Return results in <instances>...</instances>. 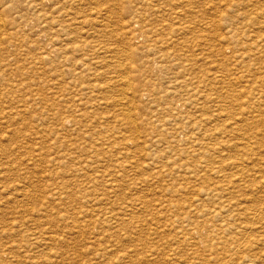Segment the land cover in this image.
I'll use <instances>...</instances> for the list:
<instances>
[{"label":"rangeland","instance_id":"rangeland-1","mask_svg":"<svg viewBox=\"0 0 264 264\" xmlns=\"http://www.w3.org/2000/svg\"><path fill=\"white\" fill-rule=\"evenodd\" d=\"M262 14L264 0H0V264H264Z\"/></svg>","mask_w":264,"mask_h":264},{"label":"bare ground","instance_id":"bare-ground-1","mask_svg":"<svg viewBox=\"0 0 264 264\" xmlns=\"http://www.w3.org/2000/svg\"><path fill=\"white\" fill-rule=\"evenodd\" d=\"M77 1H78V0H77ZM201 1H202V0H201ZM147 2H148V1H147ZM178 2H179V1H178ZM182 2H183V1H182ZM182 2H181V3H182ZM184 2H185V1H184ZM184 2H183V3H184ZM179 3H180V2H179ZM160 4H161V3H160ZM219 4H220V3H219ZM239 4H240V3H239ZM213 5H214V4H213ZM65 6H66V5H65ZM63 7H64V6H63ZM157 7H158V6H157ZM245 8H246V7H245ZM152 9H153V7H152ZM68 10H70V9H68ZM219 12H220V11H219ZM179 13H180V12H179ZM261 13H262V12H261ZM90 14H91V13H90ZM56 15H57V14H56ZM262 15H263V14H262ZM68 16H69V15H68ZM137 16H138V15H137ZM139 16H140V15H139ZM180 16H181V15H180ZM263 16H264V15H263ZM134 18H135V16H134ZM152 18H153V17H152ZM57 19H58V18H57ZM137 19H138V18H137ZM137 19H136V21L139 20V19H138V20H137ZM263 19H264V18H263ZM252 20H253V19H252ZM250 21H251V20H250ZM250 21H249V23H250ZM131 22H132V21H131ZM152 22H153V21H152ZM255 22H256V21H255ZM257 22H258V21H257ZM132 23H133V22H132ZM167 23H168V22H167ZM249 23H248V25H249ZM260 23H261V22H260ZM260 23H259V25H260ZM1 24H2V23H1ZM251 24H252V23H251ZM251 24H250V25H251ZM262 24H263V23H262ZM131 25H132V24H131ZM190 25H191V24H190ZM245 25H246V24H245ZM254 25H256V24L254 23ZM254 25H253V26H254ZM257 25H258V24H257ZM251 26H252V25H251ZM251 26H250V28H251ZM253 26H252V27H253ZM132 27H133V26H132ZM137 27H138V26H137ZM210 27H211V26H210ZM242 27H243V26H242ZM244 27H245V26H244ZM256 27H257V26H256ZM260 27H262V26H260ZM260 27L258 26V28H260ZM230 28H231V26H230ZM233 28H234V27H233ZM245 28H246V27H245ZM250 28H249V29H250ZM254 28H255V27H254ZM262 28H263V27H262ZM262 28H260V29H262ZM234 29H235V28H234ZM234 29H232V31H233ZM117 30H118V29H117ZM247 30H248V29H247ZM230 31H231V30H230ZM239 32H240L239 29H236L234 35H230V34H228V35L231 36V39H232V40H235V39H236V40H235V41L237 42V43H235L236 45L240 42V39H241V38L239 37V36H240V35H239ZM253 32H254V31H253ZM232 33H233V32H232ZM240 34H241V33H240ZM242 34H243V33H242ZM238 35H239V36H238ZM170 36H171V35H170ZM237 36H238V38H236ZM227 37H229V36H227ZM242 37H244V35H243ZM256 37H257V36H256ZM256 37H255V38H256ZM92 38H93V37H92ZM155 38H156V37H155ZM177 38H178V37H177ZM198 38H199V37H198ZM225 38H226V37H225ZM244 38H245V37H244ZM261 38H262V36H261ZM167 40H168V39H167ZM242 40H243V39H242ZM248 40H249V39H248ZM248 40H247V41H248ZM256 40H257V39H256ZM261 40H263V39H261ZM225 41H226V39H225ZM225 41H224V42H225ZM235 41H234V42H235ZM249 41H250V40H249ZM132 42H133V41H132ZM134 42H135V41H134ZM176 42H177V41H176ZM227 42H229V41H227ZM250 42H251V41H250ZM254 42H255V41H254ZM248 43H249V42H248ZM248 43L246 44V43H242V42H240L241 45L244 44V47L246 46L247 48H249V45H250V44L248 45ZM256 43H257V42H256ZM229 44H230V43H229ZM229 44H228V45H229ZM240 44H238V45H240ZM198 45H199V44H198ZM205 45H206V44H205ZM236 45H235V46H236ZM254 45H256V44H254ZM257 45H259V44H257ZM98 46H99V45H98ZM203 46H204V45H203ZM233 46H234V45H233ZM242 46H243V45H242ZM251 46H252V45H251ZM261 46H262V45H261ZM209 47H210V46H209ZM228 47H230V46H228ZM236 47H237V46H236ZM246 47H245V48H246ZM257 47H258V46H257ZM259 47H260V46H259ZM223 48H224V47H223ZM238 48H239V47H238ZM253 48H254V46H253ZM141 49H142V48H141ZM164 49H165V48H164ZM211 49H212V48H211ZM232 49H235V47L232 48ZM261 49L263 50L264 48H261ZM261 49H260V50H261ZM139 50H140V49H139ZM165 50H166V49H165ZM167 50H168V49H167ZM236 50H237V49H236ZM249 50H250V49H249ZM121 51H122V50H121ZM148 51H149V50H148ZM210 51H211V50H210ZM231 51H232V50H231ZM251 51H252V50H251ZM251 51H250V52H251ZM253 51H254V50H253ZM253 51H252V52H253ZM255 51H256V50H255ZM258 51H259V48H258ZM233 52H234V53H233ZM233 52H232V53L234 54V56L231 55V56L233 57L232 60H234V57H236V58L238 59V60H236V61H239L240 59H241L240 61H242V59H243L244 56H245V53H238V52H240V51H237V52L233 51ZM261 52H262V51H261ZM73 53H74V52H73ZM259 53H260V51H259ZM201 54H202V53H201ZM247 54H248V53H247ZM256 54H257V51H256ZM261 54H262V53H261ZM52 55H53V54H52ZM61 55H62V54H61ZM104 55H105V54H104ZM254 55H255V54H254ZM257 55H258V54H257ZM262 55H263V54H262ZM171 56H172V55H171ZM251 56H252V55H251ZM258 56H259V55H258ZM258 56H257V57H258ZM57 57H58V56H57ZM132 57H133V56H132ZM232 57H231V58H232ZM248 57H249V55H248ZM253 57H256V56H253ZM133 58H134V57H133ZM215 58H216V57H215ZM246 58H247V57H246ZM225 59H226V58H225ZM251 59H252V58H251ZM253 59H254V58H253ZM261 59H262V57H261ZM261 59H260V60H261ZM263 59H264V57H263ZM248 60H250V58H249ZM254 60H256V58H255ZM260 60H258V61H260ZM135 61H136V60H135ZM183 61H184V60H183ZM186 61H187V60H186ZM196 61H197V60H196ZM206 61H207V60H206ZM245 61H246V60H245ZM251 61H252V60H251ZM263 61H264V60H263ZM153 62H154V61H153ZM184 63H185V62H184ZM240 63H241V62H240ZM242 63H243V61H242ZM245 63H248V62L246 61ZM249 63H251V62H249ZM126 64H127V63H126ZM238 64H239V63H238ZM260 64L262 65V63H260ZM263 64H264V63H263ZM130 65H131V64H130ZM239 65H241V64H239ZM239 65H238V66H239ZM246 65H247V64H246ZM261 65H260V66H261ZM103 66H104V65H103ZM235 66H236V65H235ZM243 66H244V65H243ZM137 67H138V66H137ZM229 67H230V66H229ZM213 68H214V67H213ZM101 69H102V68H101ZM225 69H226V68H225ZM245 69H246V68H245ZM260 69H261V68H260ZM249 71H250V70H249ZM243 72H244V71H243ZM254 72H255V71H254ZM247 73H248V72H247ZM240 74H241V73H240ZM245 74H246V73H245ZM238 75H239V74H238ZM246 75H247V74H246ZM248 75H250V74H248ZM248 75H247V77H250V76H248ZM257 75H259V74H257ZM102 76H103V75H102ZM216 76H217V75H216ZM219 76H220V75H219ZM129 77H130V76H129ZM233 77H234V76H233ZM241 77H243V75H242ZM251 77H252V76H251ZM263 77H264V76H263ZM92 78H93V77H92ZM235 78L241 80V82H242V78H240V77H238V78L235 77ZM245 78H246V77H245ZM245 78H243V79L245 80ZM106 79H107V78H106ZM120 79H121V78H120ZM129 79H130V78H129ZM232 79H233V78H232ZM236 79H235V81H236ZM246 79H247V78H246ZM258 79H261V78L258 77ZM87 80H88V79H87ZM121 80H122V79H121ZM139 80H140V79H139ZM183 80H184V78H183ZM192 80H193V79H192ZM230 80H231V79H230ZM127 81H128V80H127ZM247 81H248V80H247ZM257 81H258V80H257ZM176 82H177V81H176ZM184 82H185V81H184ZM192 82H193V81H192ZM196 82H197V81H196ZM229 82H230V81H229ZM233 82H234V81H233ZM236 82H238V81H236ZM243 82H244V81H243ZM115 83H116V82H115ZM198 83H199V82H198ZM254 83H255V82H254ZM256 83H257V82H256ZM238 84H239V82H238ZM125 85H126V84H125ZM125 85H124V88H125ZM169 85H170V84H169ZM180 85H181V84H180ZM193 85H194V84H193ZM232 85H233V84H232ZM255 85H256V84H254V86H255ZM258 85H260V86H261V85H264V79H261V80L259 81V84H258ZM127 86H128V85H127ZM211 86H212V85H211ZM119 87H120V86H119ZM180 87H181V86H180ZM180 87H179V88H180ZM191 87H192V86H191ZM143 88H144V87H143ZM145 88H146V87H145ZM199 88H200V87H199ZM238 89H239V88H238ZM250 89H251V88H250ZM250 89H249V91H250ZM259 89H260V88H259ZM66 90H67V89H66ZM71 90H72V89H71ZM119 90H120V89H119ZM252 90H253V89H252ZM256 90H258V89H256ZM256 90H255V92H256ZM97 91H98V90H97ZM115 91H116V90H115ZM107 92H108V91H107ZM117 92H118V91H117ZM251 92H253V91H251ZM259 92H260V91H259ZM59 93H60V92H59ZM120 93H121V91H120ZM190 93H191V92H190ZM247 93H249V92L247 91ZM247 93H246V94H247ZM257 93H258V92H257ZM261 93H262V92H260V95H261ZM39 94H40V93H39ZM103 94H104V93H103ZM156 94H157V93H156ZM185 94H186V93H185ZM188 94H189V93H188ZM250 94H251V93H250ZM252 94H253V93H252ZM258 94H259V93H258ZM190 95H191V94H190ZM217 95H218V94H217ZM256 95H257V94H256ZM262 95H264V94H262ZM262 95H261L260 97H258L259 100H260V98L262 97ZM66 96H67V95H66ZM191 96H193V97H192L193 99H197L196 96H194V94H192ZM244 96H245V95H244ZM258 96H259V95H258ZM76 97H77V95H76ZM151 97H152V96H151ZM151 97H150V98H151ZM194 97H195V98H194ZM226 97H228V96H226ZM249 97H252V96H249ZM254 97H255V96H254ZM254 97H253V98H254ZM162 98H163V97H162ZM233 98H235V96H234ZM233 98H232V99H233ZM237 98H238V97H237ZM129 99H130V98H129ZM137 99H138V98H137ZM221 100H222V99H221ZM234 100H236V99H234ZM251 100H252V99H250V102H251ZM253 100H254V99H253ZM259 100H258V101H259ZM126 101H127L126 97L124 96L123 93H121V97H119V99L117 100V103H116V104L120 107L119 110L124 111V113H125V110H126V109L128 110V105H129V104H128L129 102H126ZM155 101H156V100H155ZM179 101H180V100H179ZM183 101H184V100H183ZM239 101H240V100H239ZM247 101L249 102V100H247ZM256 101H257V100H256ZM256 101H255V102H256ZM262 101H263V100H262ZM230 102H231V101L229 100V103H230ZM248 102H247V103H248ZM253 102H254V101H253ZM65 103H66V102H65ZM113 103H114V102H113ZM183 103H184V102H183ZM258 103H259V102H258ZM260 103H261V101H260ZM150 104H151V103H150ZM238 104H239V102H238ZM253 104H254V103H253ZM255 104H257V103H255ZM261 104H263V103H261ZM261 104H260V105H261ZM185 105H186V104H185ZM188 105H189V104H188ZM246 105H247V104H246ZM260 105H259V106H260ZM166 107H167V106H166ZM166 107H165V108H166ZM203 107H204V106H203ZM216 107H217V106H216ZM21 108H22V107H21ZM131 108H132V107H131ZM157 108H158V106H157ZM193 108H194V107H193ZM223 108H224V107H223ZM18 109H19V108H18ZM117 109H118V108H117ZM155 109H156V108H155ZM182 109H183V107H182ZM191 109H192V108H191ZM242 109H243V107H242ZM242 109H241V110H242ZM127 110H126V111H127ZM218 110H219V109H218ZM231 110H232V109H231ZM19 111H20V110H19ZM221 111H222V110H221ZM127 112H129V111H127ZM127 112H126V113H127ZM238 112H240V111H238ZM238 112H235V113H238ZM243 112H245V110H243ZM243 112H242V113H243ZM121 113H122V112H121ZM124 113H123V116H124ZM242 113H241V114H242ZM247 113H248V112H247ZM247 113H245V114H247ZM227 114H228V113H227ZM241 114H240V115H241ZM245 114H244V115H245ZM178 115H179V114H178ZM253 115H254V114H253ZM20 116H21V115H20ZM125 116H126L125 118L128 119L129 114H126ZM220 116H221V115H220ZM220 116H219V117H220ZM235 116H236V115H235ZM251 116H252V114H251ZM180 117H181V116H180ZM222 117H223V116H222ZM233 117H234V115H233ZM236 117H237V116H236ZM236 117H234V118H236ZM240 117H241V119H242L243 116H240ZM244 117H245V116H244ZM237 118H239V117H237ZM245 118H246V117H245ZM245 118H244V120H245ZM249 118H250V116H249ZM257 118H258V117H257ZM219 119H220V118H219ZM221 119H222V118H221ZM252 119H253V118H252ZM252 119H251V120H252ZM259 119H260V116H259ZM129 120H130V119H129ZM129 120H128V121H129ZM185 120H186V119H185ZM185 120H184V121H185ZM209 120H210V119H209ZM212 120H213V118H212ZM214 120H215V119H214ZM237 120H238V119H237ZM237 120L235 119L234 121H237ZM242 120H243V119H242ZM253 120H254V119H253ZM260 120H261V119H260ZM205 121H208V120H205ZM240 121H241V120H240ZM187 122H188V121H187ZM192 122H193V121H192ZM217 122H218V121H217ZM237 122H238V121H237ZM237 122H236V123H237ZM242 122H243V121H241V123H242ZM130 123H131V122H130ZM205 123H206V122H205ZM241 123H240V124H241ZM69 124H70V123H69ZM158 124H159V123H158ZM237 124H238V123H237ZM242 124H243V123H242ZM242 124H241V125H242ZM132 125H133V124H132ZM225 125H226V124H225ZM241 125H240V126H241ZM175 126H177V125H175ZM192 126H193V125H192ZM215 126H216V125H215ZM223 127H224V126H223V124H222V128H223ZM229 127H230V126H229ZM241 127H244V126H241ZM245 127H246V125H245ZM135 128H136V127H135ZM217 128H218V127H217ZM238 128H239V127H238ZM130 129H131V128H130ZM192 129H193V128H192ZM229 129H230V128H229ZM235 129H236V127H235ZM161 130H162V129H161ZM215 130H216V129H215ZM223 130H224V128H223ZM233 130H234V128H233ZM236 130H237V129H236ZM243 130H244V129H243ZM186 131H187V130H186ZM216 131H217V130H216ZM219 131H220V130H219ZM219 131H218V132H219ZM231 131H232V130H231ZM238 131H239V130H238ZM52 132H53V131H52ZM214 132H215V131H214ZM235 132H236V131H235ZM37 133H38V132H37ZM37 133H36V134H37ZM181 133H182V132H181ZM205 133H206V132H205ZM216 133H217V132H216ZM231 133H232V132H231ZM233 133H234V132H233ZM234 134H236V133H234ZM210 135H211V134H210ZM210 135H209V136H210ZM223 135H224V134H223ZM231 135H232V134H231ZM113 136H114V135H113ZM233 136H234V135H233ZM236 136H238V135H236ZM219 137H220V136H219ZM219 137H218V138H219ZM241 137H242V140H243V137H244V136H241ZM248 137H250V136H248ZM25 138H26V137H25ZM194 138H195V137H194ZM194 138H193V139H194ZM208 138H209V137H208ZM218 138H217V141H218ZM193 139H192V142H191V143L194 144ZM210 139H212V138L210 137ZM213 139H215V138H213ZM108 140H109V139H108ZM207 140H209V139H207ZM219 140H220V139H219ZM240 140H241V139H240ZM242 140H241V141H242ZM245 140H246L247 142H249V140H247V139H245ZM245 140H244V141H245ZM250 140H252V139H250ZM120 141H121V140H120ZM152 141H153V140H152ZM188 141H191V140L189 139V137H188ZM196 141H197V140H196ZM196 141H195V142H196ZM209 141H210V140H209ZM211 141H212V140H211ZM226 141L228 142L227 139H226ZM226 141L224 142V143H225L224 145H229V144L231 145V143H229V142H228L229 144H226ZM244 141H242V143H243ZM221 142H222V141H221ZM231 142H232V141H231ZM252 142H253V141H252ZM196 143H197V142H196ZM206 143H207V142H206ZM214 143H215V141H214ZM222 143H223V142H222ZM222 143L219 144V145L222 146ZM236 143H237V142H236ZM238 143H239V141H238ZM242 143L240 142V144H242ZM113 144H114V143H113ZM178 144H179V142H178ZM197 144H198V143H197ZM197 144H195V146H196ZM207 144H208V143H207ZM207 144H206V145H207ZM209 144H210V143H209ZM211 144H212V143H211ZM232 144H233V143H232ZM254 144H255V143H254ZM254 144H253V145H254ZM159 145H160V144H159ZM219 145H217V146H218V149H219ZM233 145H234V148H235L236 151H237V150H241L243 153L246 152L245 150H247V147H248V144H246V143H245L244 145L242 144L243 146L240 145V146H242V148H240V147L237 148L238 145H236V144H233ZM233 145H232V146H233ZM235 145H236V146H235ZM251 145H252V143H251ZM191 146H192V145H191ZM195 146H194V147H195ZM199 146H200V145H199ZM199 146H197V147H199ZM203 146H204V145H203ZM208 146H209V145H208ZM211 146H212V145H211ZM217 146H216V147H217ZM255 146H256V145H255ZM212 147H213V146H212ZM227 147H228V146H227ZM128 148H129V147H128ZM200 148H201V147H200ZM203 148H204V147H203ZM210 148H211V147H209L208 149L211 151L212 149H210ZM220 148H221V147H220ZM230 148H231V146H230ZM234 148H233V149H234ZM254 148H255V147H254ZM256 148H257V147H256ZM167 149H168V148H167ZM196 149H198V148H196ZM205 149H207V147H206ZM215 149H216V148H215ZM215 149H214V150H215ZM227 149H228V148H227ZM202 150H203V149L201 148V151H202ZM220 150H222V149H220ZM220 150H219V151H220ZM225 150H226V149H225ZM235 150H234V152H235ZM38 151H39V150H38ZM201 151H200V154H201ZM203 151H204V150H203ZM206 151H207V150H206ZM215 151H216V150H215ZM230 151H231V150H230ZM241 151H240V152H241ZM256 151H257V150H256ZM197 152H198V151H197ZM222 152H223V150H222ZM228 152H229V151H228ZM234 152H232V154H234ZM254 152H255V151H253V153H254ZM194 153L196 154V151H194ZM204 153H205V152H204ZM208 153H209V152H208ZM211 153H212V152H211ZM235 153H236V152H235ZM250 153H251V152H250ZM250 153H249V154H250ZM165 154H166V153H165ZM200 154H199V155H200ZM205 154H206V153H205ZM213 154H215V153L213 152ZM216 154H220V152H219V153L217 152ZM229 154H231V152H229ZM240 154H241V153H240ZM249 154H248V155H249ZM209 155H210V153H209ZM237 155H239V154H237ZM237 155H236V156L234 155L235 157L233 156V158H236ZM243 155H246V153H244ZM243 155H242V157H243ZM248 155H247V156H248ZM250 155H251V154H250ZM252 155H253V154H252ZM254 155H255V154H254ZM202 156H204V154H202ZM202 156H201V157H202ZM51 157H52V156H51ZM194 157H195V156H194ZM204 157H205V156H204ZM207 157H208V156H207ZM210 157H211V156H210ZM219 157H221V155H220ZM231 157H232V156L230 155V158H231ZM238 157H239V156H238ZM242 157L240 156L239 158L241 159ZM252 157H253V156H252ZM252 157H251L250 159H252ZM202 158H203V157H202ZM233 158H232V159H233ZM248 158H249V156H248ZM248 158L246 157V160H247ZM207 159H208V158H207ZM212 159H213V158H211V161H212ZM221 159H222V158H221ZM232 159H231V160H232ZM261 159H262V158H261ZM205 160H206V159H205ZM205 160H204V161H205ZM219 160H220V159H219ZM219 160H217V161L219 162ZM226 160H228V159H226ZM237 160H238V159H237ZM201 161H202V160H201ZM211 161H210V163H211ZM220 161H222V160H220ZM243 161H244V160H243ZM260 161H261V160H260ZM262 161H263V160H262ZM82 162H83V161H82ZM198 162H199V161H198ZM202 162H203V161H202ZM202 162H201V164H202ZM232 162H233V161H232ZM240 162H241V161H240ZM246 162L248 163V161H246ZM149 163H150V162H149ZM158 163H159V162H158ZM219 163H220V162H219ZM223 163H225L224 160H223ZM223 163H222V164H223ZM229 163H230V162H229ZM229 163H228V166L230 165ZM242 163H244V162H242ZM247 163H246V164H247ZM84 164H85V163H84ZM205 164H206V163H205ZM212 164L215 165L216 162L214 163V161H213ZM217 164H218V163H217ZM222 164H219V165H222ZM226 164H227V162H226ZM233 164H234L235 169H238L239 166L241 167L242 165H244V164H241V163H236V164L233 163ZM135 165H136V164H135ZM202 165H203V164H202ZM208 165H209V164H208ZM214 165H211V164H210L211 167L214 166ZM263 165H264V163H263ZM137 166H139V165H137ZM155 166H156V165H155ZM196 166H197V165H196ZM196 166H195V167H196ZM198 166H199V165H198ZM216 166H217V165H216ZM222 166H223V165H222ZM231 166H232V165H231ZM56 167H57V166H56ZM135 167H136V166H135ZM208 167H209V166H208ZM214 167H215V166H214ZM224 167H226V166H224ZM229 167H230V166H229ZM246 167H247V166H246ZM246 167H244V168L246 169ZM112 168H113V167H112ZM202 168H203V167H202ZM217 168H218V167H217ZM230 168L233 169L232 167H230ZM244 168H243V169H244ZM115 169H116V168H115ZM121 169H122V168H121ZM200 169H201V168H200ZM205 169H207V168H205ZM210 169H211V171H212V168H209V170H210ZM218 169H219V168H218ZM221 169H223V168H221ZM231 169H230V171H232ZM57 170H59V169H57ZM202 170H203V169H202ZM202 170H201V171H202ZM215 170H216V169H214V171H215ZM233 170H234V169H233ZM241 170H242V169H241ZM104 171H105V170H104ZM138 171H139V170H138ZM207 171H208V170H207ZM214 171H213V172H214ZM216 171H217V170H216ZM219 171H220V170H219ZM225 171H226V170H225ZM227 171H228V169H227ZM257 171H258V170H257ZM188 172H189V171H188ZM188 172H187V173H188ZM190 172H191V171H190ZM203 172H204V171H203ZM235 172L237 173V171H235ZM235 172H233V174H234ZM241 172H242V171H241ZM241 172H240V176H241ZM243 172H244V171H243ZM246 172H247V170H246ZM253 172H254V171H253ZM80 173H81V172H80ZM187 173H186V174H187ZM204 173H205V172H204ZM206 173H207V172H206ZM215 173H216V172H215ZM218 173L221 174L220 172H218ZM222 173H223V171H222ZM236 173H235V174H236ZM249 173H250V172H249ZM249 173H248V174H249ZM255 173H256V172H255ZM111 174H112V173H111ZM190 174H192V172H191ZM193 174H194V173H193ZM211 174H212V173H211ZM242 174H244V173H242ZM245 174H247V173H245ZM245 174H244V175H245ZM253 174H254V173H253ZM97 175H98V174H97ZM205 175H206V174H205ZM208 175H210V173H208ZM212 175H214V174H212ZM216 175H217V174H216ZM244 175H242V177H243ZM256 175H257V174H256ZM258 175H259V173H258ZM110 176H111V175H110ZM184 176H185V175H184ZM195 176H196V175H195ZM218 176H219V175H218ZM222 176H223V175H222ZM222 176H221V177H222ZM233 176H234V175H233ZM235 176H238V175H235ZM188 177H189V176H188ZM202 177H204V176H202ZM210 177H211V176H210ZM215 177H216V176H215ZM229 177H230V176H229ZM246 177H247V176H246ZM251 177H252V176H251ZM255 177H256V176H255ZM255 177H253V178L255 179ZM62 178H63V177H62ZM95 178H96V177H95ZM95 178H94V179H95ZM171 178H172V177H171ZM183 178H184V177H183ZM194 178H195V177L193 176V179H194ZM197 178H199V177H197ZM197 178H196V179H197ZM205 178H206V177H205ZM216 178H217V177H216ZM234 178H235V177H234ZM234 178H233L232 180H236V179H238L237 177H236V179H234ZM243 178H245V176H244ZM94 179H93V180H94ZM148 179H149V178H148ZM151 179H152V178H151ZM186 179H187V178H186ZM200 179H201V178H200ZM200 179H198V180H200ZM208 179H210V178H208ZM222 179L224 180V177H223ZM228 179H229V178H228ZM228 179L226 178V180H228ZM230 179H231V178H230ZM230 179H229V182H230V181L232 182V180H230ZM240 179H241V177H240ZM257 179H258V177H257ZM259 179H260V177H259ZM259 179H258V180H259ZM85 180H86V179H85ZM96 180H97V179H96ZM105 180H107V179H105ZM194 180H195V179H194ZM203 180H204V179H203ZM203 180H202V182H203ZM211 180H212V179H211ZM215 180H216V179H215ZM241 180H242V179H241ZM138 181H139V180H138ZM213 181H214V180H213ZM213 181H212V182H213ZM219 181H220V180H219ZM248 181H249V180H248ZM84 182H85V181H84ZM186 182H187V180H186ZM190 182H192V181H190ZM204 182L206 183L205 180H204ZM210 182H211V181H210ZM212 182H211V183H212ZM227 182H228V181H227ZM229 182H228V183H229ZM234 182H235V181H234ZM243 182H244V180H243ZM249 182H250V181H249ZM249 182H246V183H249ZM261 182H262V181H261ZM95 183H96V182H95ZM98 183H99V182H98ZM129 183H130V182H129ZM139 183H140V182H139ZM194 183H195V182H194ZM198 183H200V182H198ZM205 183H204V184H205ZM215 183H216V182L214 181V184H215ZM219 183H220V182H219ZM219 183H217V185H220ZM222 183H223V182H222ZM225 183H226V182H225ZM228 183H226V184H228ZM232 183H233V182H232ZM235 183H236V182H235ZM235 183H233V184H235ZM233 184H231V185L233 186ZM244 184H245V183H244ZM112 185H113V184H112ZM118 185H119V184H118ZM133 185H134V184H133ZM199 185H201V184H199ZM199 185H198V186H199ZM221 185H223V187L225 186V184H221ZM235 185H236V184H235ZM241 185H242V184H241ZM245 185H246V184H245ZM90 186H91V185H90ZM101 186H102V185H101ZM211 186H212V184H210V189H212ZM246 186H247V185H246ZM258 186H259V185H258ZM213 187H214V189H215V187H218V186H213ZM228 187H229V186H228ZM233 187H234V186H233ZM236 187L238 188V186H236ZM253 187H254V186H253ZM259 187H260V186H259ZM58 188H59V187H58ZM206 188H207V186H206ZM219 188H220V187H219ZM219 188H218V190H219ZM224 188H225V187H224ZM226 188H227V187H226ZM226 188H225V190H227ZM230 188H231V187H230ZM240 188H242V187H240ZM248 188H249V190H250V188H251L250 184L248 185ZM248 188L246 187V190H247ZM255 188H257V187H255ZM131 189H132V188H131ZM201 189H202V188H201ZM207 189H208V188H207ZM238 189H239V188H238ZM252 189L254 190V188H252ZM60 190H61V189H60ZM62 190H64V188H62ZM192 190H193V189H192ZM199 190H200V189H199ZM202 190H203V189H202ZM205 190H206V189H204L203 191H205ZM208 190H209V189H208ZM220 190H221V189H220ZM229 190H230V192H232V191H231L232 188L229 189ZM240 190H241V189H240ZM242 190H243V189H242ZM244 190H245V189H244ZM57 191H58V189H57ZM206 191H207V190H206ZM206 191H205V193H206ZM211 191H212V190H211ZM227 191H228V190H227ZM227 191H226V192H227ZM238 191H239V190H238ZM250 191H251V190H250ZM255 191H256V189H255ZM197 192H198V191H197ZM209 192H210V191H209ZM217 192L220 193L221 191H217ZM217 192H216V193H217ZM234 192H235V191H234ZM239 192H241V191H239ZM256 192H257V191H256ZM213 193L215 194V191H214ZM222 193H223V191H222ZM222 193H220V195H222ZM61 194H62V193H61ZM203 194H204V193H203ZM206 194H207V193H206ZM211 194H212V192H211ZM211 194H210V195H211ZM217 194H218V193H217ZM87 195H88V193H87ZM200 195H201V194H200ZM204 195H205V194H204ZM227 195H229V196L232 195V196H233V194L228 193V192H227ZM57 196H58V193H57ZM212 196H213V195H211V197H212ZM218 196H219V195H218ZM229 196H226V199H227V198H230ZM236 196H237V195H236ZM244 196H245V195H244ZM194 197H195V196H194ZM196 197H197V196H196ZM202 197H203V196H202ZM205 197H206V196H205ZM211 197L208 198V196H207V199H205V201H206V200L208 201V199H211ZM216 197H217V195H216ZM222 197H223V196H222ZM233 197H234V196H233ZM240 197L242 198L241 195H240ZM240 197L236 198V201H237ZM245 197H246V196H245ZM234 198H235V197H234ZM195 199H196V198H195ZM198 199H199V198H198ZM202 199H203V198H202ZM213 199H214V198H213ZM245 199H246V198H245ZM96 200H97V199H96ZM200 200H201V199H200ZM217 200H218V197H217ZM219 200H220V199H219ZM221 200H222V199H221ZM223 200H224V199H223ZM233 200H234V199L232 198V201H233ZM249 200H251V199H249ZM202 201H203V200H201V202H202ZM212 201H215V200H212ZM227 201H228V200H227ZM229 201H230V200H229ZM236 201H235V202L233 201V202L236 203ZM240 201H241V200H240ZM242 201H244V200H242ZM242 201H241V203L243 204ZM245 201H246V200H245ZM251 201H253V200H251ZM88 202H89V201H88ZM197 202H198V200H197ZM201 202H199V203L201 204ZM217 202H218V201H217ZM217 202H216V203H217ZM219 202H221V201H219ZM253 202H254V201H253ZM102 203H103V202H102ZM195 203H196V201H195ZM203 203H205V202H203ZM206 203H207V202H206ZM208 203L210 204V202H208ZM208 203H207V204H208ZM216 203H215V204H216ZM227 203H229V202H227ZM227 203L225 202V205H226ZM231 203H232V202H231ZM234 203H233L232 207L234 206ZM241 203H240V204H241ZM250 203H251V202H250ZM255 203H256V202H255ZM255 203H253V204H255ZM211 204H212V203H211ZM219 204H220V203H219ZM222 204L224 205V202H223ZM237 204H238V202H237ZM96 205H97V203H96ZM191 205H192V204H191ZM194 205H195V204H194ZM203 205H205V204H203ZM223 205H222V206H223ZM228 205H229V204H228ZM235 205H236V204H235ZM243 205H244V204H243ZM243 205H242V206H243ZM245 205H246V204H245ZM247 205H249V204H247ZM247 205H246V206H247ZM135 206H136V205H135ZM186 206H187V205H186ZM215 206H216V205H215ZM236 206H237V205H236ZM250 206H251V205H250ZM250 206H249V207H250ZM260 206H261V205H260ZM260 206H257V207L260 208ZM132 207H133V206H132ZM165 207H166V206H165ZM168 207H169V206H168ZM192 207H194V206H192ZM197 207H200V210H201L202 208H203V209L206 208V207H204V206L201 208V206H199V204L197 205ZM197 207H196V208H197ZM208 207H209V205H208ZM211 207H212V206H211ZM213 207H214V206H213ZM213 207H212V208H213ZM224 207H226V206H224ZM228 207H229V206H228ZM228 207H227L226 211L228 210ZM237 207H239V206H237ZM249 207H248V208H249ZM94 208H95V207H94ZM219 208L221 209L220 205H219ZM229 208H230V207H229ZM235 208H236V207H235ZM235 208H234V209H235ZM240 208H241V207H239V209H240ZM246 208H247V207H246ZM248 208H247V209H248ZM250 208H251V207H250ZM192 209H193V208H192ZM203 209H202V210H203ZM213 209H214V208H213ZM213 209H212V210H213ZM217 209H218V208H216V210H217ZM220 209H218V210H220ZM232 209H233V208H232ZM232 209H231V210H232ZM236 209H237V208H236ZM244 209H245V208H244ZM251 209H252V208H251ZM94 210H95V209H94ZM167 210H168V208H167ZM197 210H198V209H197ZM207 210L209 211L208 208H207ZM207 210H206V211H207ZM212 210L210 209V211H212ZM222 210H223V208H222ZM231 210H230V211H231ZM245 210H246V209H245ZM254 210H255V209H254ZM260 210H261V209H260ZM131 211H132V210H131ZM210 211H209L208 213H210ZM238 211H239V210H238ZM241 211H244V210L241 209ZM246 211H247V210H246ZM252 211H253V210H252ZM252 211H251V213H252ZM256 211H257V209H256ZM95 212H96V211H95ZM219 212H220V211H219ZM222 212H223V211H222ZM224 212H225V210H224ZM231 212H232V211H231ZM231 212H230V213H231ZM257 212H258V211H257ZM190 213H194V212H190ZM197 213H198V212H197ZM204 213L207 214V212H204ZM212 213H213V212H212ZM215 213H216V212H215ZM237 213H238V212H237ZM242 213H243V212H242ZM249 213H250V212H249ZM259 213L261 214L262 212H259ZM195 214H196V213H195ZM199 214H200V213H199ZM202 214H203V213H202ZM213 214H214V213H213ZM227 214H228V212H227ZM233 214L236 215V212L233 213ZM253 214H254V213H253ZM255 214H256V213H255ZM262 214H264V213H262ZM262 214H261V215H262ZM111 215H112V214H111ZM111 215H110V216H111ZM203 215H204V214H203ZM208 215H209V214H207V216H208ZM217 215H218V214H217ZM228 215H232V214H228ZM238 215H241V214L238 213ZM246 215H247V212H246L245 216H246ZM249 215H250V214H249ZM249 215H248V218H249ZM105 216H106V215H105ZM128 216H130V215H128ZM199 216L202 218L201 215H199ZM204 216H206V215H204ZM250 216H251V215H250ZM252 216H254V215H252ZM263 216H264V215H263ZM195 217H196V216H195ZM209 217H210V216H209ZM209 217H207V218L209 219ZM214 217H215V215H214ZM219 217L221 218L220 214H219ZM219 217H218V218H219ZM234 217H235V216H233V218H234ZM236 217H237V216H236ZM246 217H247V216H246ZM261 217H262V216H261ZM114 218H116V217H114ZM197 218H198V217H197ZM205 218H206V217H205ZM210 218H212V215H211ZM226 218H227V217H226ZM230 218H232V217H229V219H230ZM240 218L242 219V217H240ZM257 218H258V217H257ZM259 218H260V217H259ZM259 218L257 219L258 221L260 220ZM203 219H204V218H203ZM213 219H214V218H212L211 221H213ZM215 219H216V218H215ZM215 219H214V220H215ZM222 219H223V217H222ZM234 219L238 220V218H234ZM243 219H244V216H243ZM243 219H242L241 221H243ZM261 219H262V218H261ZM96 220H97V219H96ZM205 220H206V219H205ZM232 220H233V219H232ZM254 220H255V218H254ZM98 221H100V220H98ZM98 221H96V222H98ZM104 221L106 222L107 220H104ZM208 221H210V220H208ZM249 221H250V220H249ZM258 221H257V222H258ZM261 221H262V220H261ZM96 222H95V223H96ZM213 222H214V221H213ZM219 222H221V221H219ZM222 222H223V221H222ZM222 222H221V223H222ZM224 222H226V219H225ZM224 222H223V224H224ZM231 222H233V221H231ZM244 222H245V220L243 221V224H246L248 221H247L246 223H244ZM250 222H251V221H250ZM254 222H256V220H255ZM254 222H252V223H254ZM123 223H124V222H123ZM226 223H227V222H226ZM229 223H230V222H229ZM238 223H239V222L237 221V225H238ZM240 223H241V222H240ZM259 223H261V222H259ZM262 223H264V222H262ZM262 223H261V224H262ZM99 224H100V223H99ZM102 224H103V223H102ZM108 224H109V223H108ZM216 224H217V223H216ZM216 224H214V225H216ZM241 224H242V223H241ZM243 224H242V225H243ZM118 225H119V224H118ZM122 225H123V224H122ZM212 225H213V224L211 223V226H212ZM228 225L230 226V224H228ZM237 225H236V226H237ZM247 225H248V224H247ZM247 225H246V226L243 225V226H245V229H246ZM249 225H252V224H249ZM255 225H256V223H254L253 226H255ZM257 225H258V224H257ZM100 226H101V225H100ZM104 226H105V225H104ZM107 226H109V225H107ZM124 226H125V225H124ZM229 226H228V228H230ZM240 226H241V225H240ZM240 226H239V227H240ZM260 226H261V225H260ZM213 227H214V226H213ZM216 227H217V226H216ZM239 227H238V228H239ZM258 227H259V226H258ZM122 228H123V227H122ZM157 228H158V227H157ZM196 228H197V227H196ZM196 228H194V229H196ZM232 228H233V227H232ZM234 228H235V227H234ZM248 228H249V227H248ZM250 228H251V227H250ZM259 228H261V227H259ZM259 228H258V229H259ZM216 229H217V228H215V230H216ZM220 229H221V228H220ZM222 229H223V228H222ZM226 229H227V227H226ZM226 229H223V230H226ZM240 229H241V228H240ZM242 229H243V228H242ZM262 229H263V231H264V227H263ZM184 230H185V229H184ZM215 230H214V231H215ZM217 230L219 231V229H217ZM238 230H239V229H238ZM255 230H256V229H255ZM185 231H186V230H185ZM211 231H212V230H211ZM220 231H221V230H220ZM228 231H229V230L227 229V233H226V234H228V233L230 234L231 231H230V232H228ZM235 231H237V230H234V232H235ZM250 231H252V230H250ZM250 231H249V232H250ZM257 231H259V230H257ZM257 231H256V236L258 235ZM261 231H262V230L260 229L259 232H261ZM239 232H240V231H239ZM40 233H42V232H40ZM46 233H47V232H46ZM209 233H210V232H209ZM212 233H213V232H212ZM215 233H216V232H215ZM215 233H214V234H215ZM217 233L219 234L220 232H217ZM217 233H216V234H217ZM42 234H43V233H42ZM48 234H49V232H48ZM48 234H47V236H48ZM216 234H215L214 236H216ZM221 234H222V233H221ZM224 234H225V233H224ZM231 234H232V232H231ZM235 234H236V233H235ZM243 234H245V233H243ZM243 234H240V235L242 236ZM250 234H252V232H251ZM259 234H260V233H259ZM261 234H262V233H261ZM36 235L38 236V233H37ZM232 235H233V234H232ZM232 235H230V237H229V235H228V237L231 239V236H232ZM32 236H33V235H32ZM41 236H42V235H40V237H41ZM44 236H46V235H44ZM212 236H213V235H212ZM214 236H213V237H214ZM234 236H235V235H234ZM234 236H233V237H234ZM34 237H35V235H34ZM38 237H39V236H38ZM40 237H39V238H40ZM42 237H43V236H42ZM213 237H209V238L212 239ZM238 237H239V236H238ZM242 237H243V236H242ZM248 237H250V236H248ZM248 237H247V238H248ZM253 237H255V236H253ZM39 238H38V239H39ZM47 238H48V237H46V240H47ZM215 238H216V240H217V237H215ZM223 238H224V237H223ZM223 238H221V239H223ZM229 238H228V239H229ZM239 238H241V237H239ZM251 238H252V237H251ZM257 238H258V239L255 240V241H258V240H259L260 238H262V237H258V236H257ZM42 239H43V238H42ZM48 239H49V238H48ZM218 239H219V237H218ZM221 239H220V240H221ZM224 239H227V237L224 238ZM237 239H238V238H237ZM241 239H242V238H241ZM245 239H246V238H245ZM262 239H263V238H262ZM50 240H51V239H50ZM106 240H107V239H106ZM191 240H192V239H191ZM231 240H232V239H231ZM231 240H230V241H231ZM42 241H43V240H42ZM47 241H49V240H47ZM192 241H193V240H192ZM209 241H210V240H209ZM211 241H212V240H211ZM214 241H215V240H213V242H214ZM228 241H229V240H228ZM230 241H229V242H230ZM248 241H249V238H248ZM250 241H251V240H250ZM253 241H254V240H253ZM260 241L262 242V240H260ZM263 241H264V240H263ZM51 242H52V241H51ZM224 242H226V241L224 240ZM232 242H233V241H232ZM214 243H215V242H214ZM220 243H223V242L220 241ZM227 243H228V242H227ZM227 243H226V245H228ZM233 243L236 244V242H233ZM242 243H243V242H242ZM248 243H249V242H248ZM248 243H247V244H248ZM252 243H253V242H252ZM112 244H114V243H112ZM209 244H210V243H209ZM217 244H218V243H217ZM235 244H234V245H235ZM238 244H239V243H238ZM238 244H237V245H238ZM243 244H246V243H243ZM213 245H214V244H213ZM218 245H219V244H218ZM222 245H225V244H222ZM241 245H242V244H241ZM250 245H251V244H250ZM255 245H257V243H255ZM255 245H254V246H255ZM258 245H259V244H258ZM208 246H209V245H208ZM211 246H212V245H211ZM235 246H236V245H235ZM243 246H245V245H243ZM247 246L249 247V245H247ZM247 246H246V247H247ZM254 246H253V247H254ZM113 247H114V246H113ZM222 247H223V246H222ZM229 247H232V245H231V246H228V248H229ZM239 247H240V246H239ZM248 247H247V248H248ZM250 247H251V246H250ZM220 248H221V247H220ZM226 248H227V247H226ZM232 248H233V247H232ZM236 248H237V247H236ZM256 248H257V247H256ZM238 249H239V248H238ZM238 249H237V250H238ZM245 249H246V248H245ZM245 249H244V252H245V253H244L243 250H242V248H241V250H242V252L244 253V255L246 254V250H245ZM249 249H250V248H249ZM249 249H248V251H249ZM254 249H255V248H254ZM261 249L263 250L264 248H261ZM226 250H227V249H226ZM226 250H225V251H226ZM239 250H240V249H239ZM250 250H251V249H250ZM252 250H253V249H252ZM252 250H251V251H252ZM133 251H134V249H133ZM133 251H131V252H133ZM215 251H217V250H215ZM228 251H229V250H227V252H228ZM256 251H257V250H255V252H256ZM135 252H136V251H135ZM135 252H133V253H135ZM138 252H139V251H138ZM229 252H230V251H229ZM234 252H235V251H234ZM234 252H233V253H234ZM236 252L238 253V251H236ZM252 252H253V251H252ZM258 252H259V249H258ZM258 252H257V253H258ZM260 252H261V251H260ZM212 253H213V252H212ZM217 253H218V252H217ZM237 253H236V254H237ZM247 253H248V252H247ZM257 253H256V254H257ZM262 253H263V252H262ZM136 254H137V253H136ZM209 254H210V253H209ZM215 254H216V252H215L213 255L215 256ZM230 254H232V253H230ZM239 254H240V252H239ZM259 254H261V253H259ZM101 255H102V254H101ZM133 255H134V254H133ZM170 255H172V254H170ZM224 255H225V254H224ZM226 255H227V253H226ZM240 255H242V254H240ZM240 255H239V256H240ZM248 255H250V252H249ZM125 256H126V255L124 254V258H125ZM211 256H212V255H211ZM228 256H231V255H228ZM250 256H252V255H250ZM254 256H256V258H257V255H254ZM254 256H252L253 259H254ZM121 257H122V256H121ZM209 257H210V256H209ZM241 257H242V256H241ZM243 257H247V255H246V256H243ZM252 257H251V258H252ZM126 258H127V257H126ZM198 258H200V257H198ZM211 258H212V257H211ZM214 258H215V257H214ZM223 258H224V257H223ZM232 258H235V256L232 257ZM263 258H264V257H263ZM48 259H49V258H48ZM48 259H47V260H48ZM212 259H213V258H212ZM246 259H250V257H249V258H246ZM119 260H121V258H120ZM222 260H224V259H222ZM230 260H231V257H230ZM257 260H258V259H257ZM257 260H256V261H257ZM260 260H262V259L260 258ZM212 261H213V260H212ZM218 261H219V260H218ZM224 261H225V260H224ZM231 261H233V260H231ZM231 261H230V262H231ZM253 261H254V260H253ZM253 261H252V259H251L250 264H251V262H253ZM258 261H259V260H258ZM262 261H263V260H262ZM118 262H119V261H118ZM207 262H208V260H207ZM222 262H223V261H222ZM246 262L249 263L248 261H246ZM166 263H167V262H166ZM209 263H210V262H209ZM209 263H208V264H209ZM216 263L218 264L217 261L215 262V264H216ZM219 263H221V262H219ZM223 263H225V262H223ZM231 263H233V262H231ZM234 263L236 264V262H234ZM256 263H257V262H256ZM115 264H116V263H115ZM168 264H169V263H168ZM211 264H212V263H211ZM225 264H226V263H225ZM252 264H253V263H252ZM258 264H259V263H258ZM261 264H262V263H261Z\"/></svg>","mask_w":264,"mask_h":264}]
</instances>
